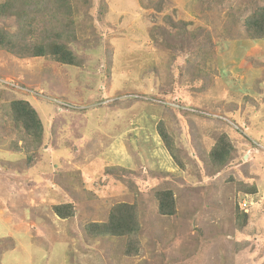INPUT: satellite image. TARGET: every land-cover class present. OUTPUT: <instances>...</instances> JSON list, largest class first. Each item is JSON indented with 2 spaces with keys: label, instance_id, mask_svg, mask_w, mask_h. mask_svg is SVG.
Listing matches in <instances>:
<instances>
[{
  "label": "rangeland",
  "instance_id": "374dc122",
  "mask_svg": "<svg viewBox=\"0 0 264 264\" xmlns=\"http://www.w3.org/2000/svg\"><path fill=\"white\" fill-rule=\"evenodd\" d=\"M10 1L1 31L58 35L76 65L0 49V264H264V39L245 29L264 0ZM120 204L133 237L94 236Z\"/></svg>",
  "mask_w": 264,
  "mask_h": 264
},
{
  "label": "trees",
  "instance_id": "16d2710c",
  "mask_svg": "<svg viewBox=\"0 0 264 264\" xmlns=\"http://www.w3.org/2000/svg\"><path fill=\"white\" fill-rule=\"evenodd\" d=\"M55 1L62 5L68 0ZM6 6H8L6 9L12 13L11 8H9L13 6L12 2L10 1V4L7 2L1 4L0 8H5ZM258 10L259 11L257 13H254L245 21L246 36L252 40L264 39V7L262 6ZM34 15L35 13L31 11L28 12V14H24L25 19L29 20L30 25ZM18 17L23 18V14H19ZM28 35L29 32L28 34L13 35L0 30V49H4L8 52L18 55L29 54L34 57L48 55L62 64L76 65V59L71 51L66 48L65 44H60L56 41V39L59 37L58 35L54 36L52 41H46L43 39L42 41L33 43L28 42V39L26 38ZM9 106V116L14 119L21 129L20 137H23V140H25L24 138L32 137L33 140L40 142L42 135V124L35 110L29 105V103L23 100H14L9 104ZM159 134L161 135L162 140L167 143L169 138L167 133L161 130ZM25 142L26 141H24V143ZM220 154H222V148L217 150V145H214L210 152L212 160H218L219 162ZM156 196L158 198V210L160 214L167 216L174 214L173 192L171 190L161 191L157 192ZM65 209H67V213L63 212ZM52 210L54 214L62 219L71 217L73 215L72 208L67 205L53 206ZM134 214L135 211L133 207H129L125 204L115 206L112 209L109 221L104 225L97 226L103 229L95 231L93 235L101 236L102 234H106L107 231H109L115 236H128L131 239L133 237L132 235L135 234V224L132 221ZM131 255H135V252L131 253Z\"/></svg>",
  "mask_w": 264,
  "mask_h": 264
},
{
  "label": "crops",
  "instance_id": "0c3cea01",
  "mask_svg": "<svg viewBox=\"0 0 264 264\" xmlns=\"http://www.w3.org/2000/svg\"><path fill=\"white\" fill-rule=\"evenodd\" d=\"M0 212L2 213V214L0 213V219H1V220H5V219H6L7 212L4 213L2 210H1ZM1 220H0V221H1Z\"/></svg>",
  "mask_w": 264,
  "mask_h": 264
},
{
  "label": "clouds",
  "instance_id": "9594fccd",
  "mask_svg": "<svg viewBox=\"0 0 264 264\" xmlns=\"http://www.w3.org/2000/svg\"><path fill=\"white\" fill-rule=\"evenodd\" d=\"M244 206H246V205L245 204H242V203L240 204V207H244Z\"/></svg>",
  "mask_w": 264,
  "mask_h": 264
}]
</instances>
